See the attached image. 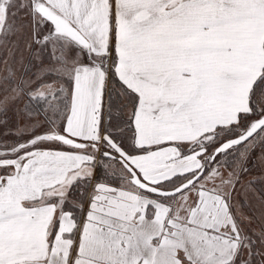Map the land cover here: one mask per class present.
Listing matches in <instances>:
<instances>
[{"label":"snow or ice","instance_id":"6c2138e0","mask_svg":"<svg viewBox=\"0 0 264 264\" xmlns=\"http://www.w3.org/2000/svg\"><path fill=\"white\" fill-rule=\"evenodd\" d=\"M0 264H264V0H0Z\"/></svg>","mask_w":264,"mask_h":264}]
</instances>
